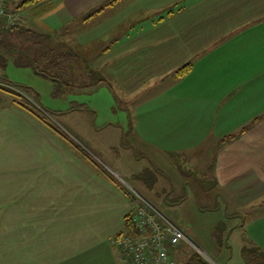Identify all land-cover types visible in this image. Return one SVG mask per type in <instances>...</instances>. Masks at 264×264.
I'll list each match as a JSON object with an SVG mask.
<instances>
[{
  "label": "crops",
  "instance_id": "0c3cea01",
  "mask_svg": "<svg viewBox=\"0 0 264 264\" xmlns=\"http://www.w3.org/2000/svg\"><path fill=\"white\" fill-rule=\"evenodd\" d=\"M100 2L65 0L43 23L32 20L42 31L65 30V38L79 46L96 37L88 35L94 26L127 31V16L142 15L137 20L142 29L100 57V71L127 97L126 119L93 125L104 132L111 128L107 142L114 145L108 146L106 162L86 141L87 149L120 180L118 175L126 174L141 181L136 176L151 165L155 172L168 168L178 177V183L169 179V190H177L175 182L186 192L176 193L171 203L164 199L172 209H191L190 191L196 187L189 174L213 175L220 191L216 211L237 221L230 236L246 234L247 242L264 246V232L257 229L264 213L248 219L225 210L264 206V0H132L116 18L118 9L99 25L79 28ZM35 11V6L22 10L25 22L37 17ZM5 22L0 19V30ZM6 52L0 47L5 61ZM190 61L184 76L171 75ZM230 135L236 137L226 139ZM128 159L136 168L141 159L149 166L130 172L123 167ZM131 209L123 191L0 89V264H120L111 239L124 231ZM192 253L182 246L172 257L180 263Z\"/></svg>",
  "mask_w": 264,
  "mask_h": 264
},
{
  "label": "rangeland",
  "instance_id": "374dc122",
  "mask_svg": "<svg viewBox=\"0 0 264 264\" xmlns=\"http://www.w3.org/2000/svg\"><path fill=\"white\" fill-rule=\"evenodd\" d=\"M64 1L65 0H55L56 3L58 2L56 7H58ZM92 1L100 2L103 0ZM6 3L7 0H0V7L5 9V13L0 15V19L5 18L6 22L11 24L19 22L20 24H24L26 26L29 25L28 27L39 30V28L33 25L32 20L43 23L42 19L44 17L47 18L49 15V13H44L38 15L36 18L34 17L33 19L28 18L29 21H27V24V22H25L22 10H19V13L14 14V12H11L7 9ZM119 3L120 5L115 7H106L108 9L102 15L98 13L87 20H81L82 22H87L86 25H80L79 28L83 26L87 28L89 26L93 27L94 25H99V22L103 21L105 17L109 16L118 9L112 17L116 18L118 14L123 12V8H127L129 6L132 7L131 4L133 2L132 0H121ZM95 6H92V9H94ZM134 15L135 14H130L127 16L128 23H130V27L127 28V31L124 30L125 32H119V28L106 31L105 27L100 24L99 26L101 29H97L95 28L96 26H94V29L96 30L88 34H95L96 37L90 40L88 43H85L91 46L93 45V47H86L88 45L82 44L80 42L79 46L77 47H79V51L80 48L87 50V52L84 53L85 56H82L86 58V60L88 59V62L90 63L88 64L91 65V68L93 67L94 69L100 70V57L104 56L106 51L116 44V41L126 36H131L139 28L142 29L143 26L141 27L137 24L138 18H140L142 15ZM159 16V14L155 15L156 18ZM61 18L64 19L63 14L60 15V20H62ZM70 40L76 41L73 39ZM7 80H11L24 86L23 89L17 87L16 91L34 107L39 106L43 110L44 108L51 110H62L61 113H58L55 116H50V118H52L55 123L60 125L66 134L77 141L82 147L87 148L85 143L86 141L90 142L91 147L93 146L97 148L95 151H98L99 155H101V159L106 162V154H109L108 146L114 145L107 142L111 136L108 135L110 134L109 132L111 131V128L108 129L109 132H104L94 129L93 125H96L99 128L108 122H118L125 120L128 111L123 110L124 106L122 103L124 104V100H127L126 95L122 94L120 91L122 96L119 95L121 98L119 103L115 101V97L108 87H101L94 92H77L75 90H68V92L62 96H53V92L56 88L52 79L37 73L31 68H17L14 65L9 66L8 69L6 68V70L0 69V85L9 89L11 86H9V82ZM27 87L35 90L39 94V102L42 106L39 105L38 101L35 100V94L29 92ZM4 93L6 94V92ZM80 104L88 105L89 109H92L95 113H93L92 110L69 111V108L77 107ZM139 151L140 155L144 154L143 150L140 149ZM92 155H94L96 159H99L95 154ZM181 165L183 164L181 163ZM146 166H149V162L145 159H141V164H139L137 168L135 164L130 162V159H128L126 163H123V167L129 169L130 172L142 170ZM150 168H152V165L151 167L149 166V169ZM166 169L160 167L158 168L157 172H155L154 169H151L145 173L144 178L149 188H145L143 180H141L142 182L132 180V178L126 174L118 176L124 181L123 183L126 186L128 185V189L134 192L138 198L141 197V200L145 198L143 200L145 204L149 205V207H153L155 212L159 213L160 215L162 214L166 220L168 219L165 216H169L170 220L176 223L180 229L182 228L181 230L185 234L186 238L179 246L176 247V249L186 246L187 250L197 251L211 264H247L242 257L241 248L247 243L251 244V242L246 241V238H248L246 234L242 235L241 233L237 232L230 236L229 231L233 229L237 221L234 219L233 221H228L226 217L222 215V213H218L216 211L218 207V200L216 198L218 197L220 191L217 189V185L213 183V181H215L213 175H210L207 172L205 173L206 175L197 173L193 175L189 174L188 171H185L184 174H189L187 178H190L196 187L195 191H190L192 197V200H190L191 209L188 205L184 207L179 206L175 209H172L167 206L169 203H171L169 200L171 201L176 193H182L184 195L186 192L185 190H180V186L174 182L176 181L178 183V177H176V175H169V172H167ZM201 169L206 171V167H201ZM109 171L113 172L112 170ZM114 171L116 170L114 169ZM170 178L174 180L173 182L175 187L177 186L176 191L169 190ZM165 198L168 199L169 203L165 202ZM176 198L177 197H174L172 202H174ZM192 206L195 207L194 209L196 211L192 210ZM234 209L237 210L235 211ZM168 210H170L169 213ZM225 210L229 213L240 214V212H243L248 219H252V215L256 216L264 213V206L258 204L251 206L249 204H245L243 206H237L236 208H225ZM259 225L260 226H257V229L260 230L261 233L264 232V224ZM259 245L261 244L259 243ZM177 262L179 263L178 260ZM180 263L184 262L180 261Z\"/></svg>",
  "mask_w": 264,
  "mask_h": 264
},
{
  "label": "trees",
  "instance_id": "16d2710c",
  "mask_svg": "<svg viewBox=\"0 0 264 264\" xmlns=\"http://www.w3.org/2000/svg\"><path fill=\"white\" fill-rule=\"evenodd\" d=\"M121 0H103L94 9H91L83 19H89L95 14L101 12L105 7L113 6ZM7 9L11 12L19 13V10L27 9L35 6L36 16L44 13H49L57 6L55 0H22L10 2L7 0ZM171 7L167 8L168 15H172ZM172 13V14H171ZM6 29L0 30V47H6L7 60H2L0 54V67L4 69L9 63H12L17 68H31L37 73H40L55 83V90L53 96H62L68 90H75L77 92H94L101 87H108L115 97V101H121L117 88L113 81L105 73L99 69L91 68L88 59L80 54L79 47L73 46L65 36L67 32L61 30L60 32L42 31L30 28L24 24L16 22L11 24L5 22ZM89 63V64H88ZM192 61L174 71L171 75L179 78L188 73L192 67ZM11 88H6L0 85V89L6 92L8 99L14 106L27 111L33 117L38 119L43 125L47 126L54 133L63 137L77 154V157L89 163L97 174L107 180L109 183L115 185L119 190L123 191L126 196L132 201V209L125 217L124 231L116 234L111 239L120 238L126 235L132 237H139L140 233L136 227L133 217L137 205H145V202L138 198L136 194L128 189L122 180L118 179L105 167L92 153L82 147L77 141L70 137L66 132L57 125L50 116H55L59 112L48 108L41 109L39 106H33L17 91V87L23 89L24 86L19 83L7 80ZM29 92L35 94V100L39 105V94L27 87ZM42 106V105H41ZM92 110L88 105L80 104L72 110ZM93 111V110H92ZM93 113H95L93 111ZM236 135H230L226 139L234 138ZM151 169H145L141 174L137 175L138 180L145 181L144 175ZM153 171V170H152ZM114 245V244H113ZM179 246V245H178ZM117 249V247L114 245ZM221 247V246H220ZM118 253L119 250L117 249ZM242 257L247 264H264V248L254 242L245 244L241 250ZM120 258V253H119ZM121 264V259H120ZM176 264H211L200 253L193 251L187 261Z\"/></svg>",
  "mask_w": 264,
  "mask_h": 264
},
{
  "label": "built area",
  "instance_id": "2783aa9c",
  "mask_svg": "<svg viewBox=\"0 0 264 264\" xmlns=\"http://www.w3.org/2000/svg\"><path fill=\"white\" fill-rule=\"evenodd\" d=\"M5 9L0 7V15ZM133 217L139 237L126 235L113 240L120 253L121 264H176L172 252L185 234L149 205H137Z\"/></svg>",
  "mask_w": 264,
  "mask_h": 264
}]
</instances>
